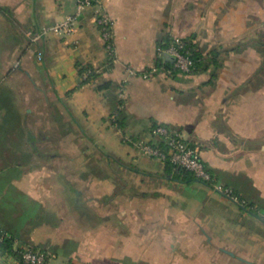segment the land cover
<instances>
[{
	"label": "crops",
	"instance_id": "obj_1",
	"mask_svg": "<svg viewBox=\"0 0 264 264\" xmlns=\"http://www.w3.org/2000/svg\"><path fill=\"white\" fill-rule=\"evenodd\" d=\"M76 10L0 0V86L30 113L13 154L0 135V228L47 264H264V0H96L52 31ZM176 37L202 54L191 73L157 52ZM156 125L199 146L211 184L140 147Z\"/></svg>",
	"mask_w": 264,
	"mask_h": 264
},
{
	"label": "built area",
	"instance_id": "obj_2",
	"mask_svg": "<svg viewBox=\"0 0 264 264\" xmlns=\"http://www.w3.org/2000/svg\"><path fill=\"white\" fill-rule=\"evenodd\" d=\"M96 0H77L76 12L68 15L67 19L52 27V31L57 34L69 33L74 30L75 23L78 21L82 10L93 4ZM96 23L102 33L105 47L110 56L114 55V41H113V19L106 13H99L96 17ZM157 52L160 56L165 54L174 57L171 67L183 73H191L194 69L195 60L192 56L193 48L189 41L185 38L176 37L169 42L162 43L157 47ZM159 66L156 65L143 75L148 77L152 72L158 71ZM92 68H86L82 72V78L87 79L92 73ZM153 134L160 138V146H153L149 144H140V147L146 152L158 156L164 161H169L172 164L174 172L186 171L191 173L196 179L211 184L213 175L200 153V148L197 144L186 140L180 133L170 129L164 125H156L152 129ZM163 144L165 147L161 146ZM224 194L232 197L240 202L238 197L230 188H223L216 186ZM19 253L18 262L22 264H47V254L39 248L29 245H21L16 247Z\"/></svg>",
	"mask_w": 264,
	"mask_h": 264
},
{
	"label": "rangeland",
	"instance_id": "obj_3",
	"mask_svg": "<svg viewBox=\"0 0 264 264\" xmlns=\"http://www.w3.org/2000/svg\"><path fill=\"white\" fill-rule=\"evenodd\" d=\"M6 85L0 86V135L4 147L9 150V154H13L16 142L15 136H20L27 129L28 118L30 113L27 109H23L22 98L20 92H7ZM11 158H15L12 155ZM10 255L0 257V264H7ZM18 260V257L12 256ZM63 264V263H62Z\"/></svg>",
	"mask_w": 264,
	"mask_h": 264
},
{
	"label": "trees",
	"instance_id": "obj_4",
	"mask_svg": "<svg viewBox=\"0 0 264 264\" xmlns=\"http://www.w3.org/2000/svg\"><path fill=\"white\" fill-rule=\"evenodd\" d=\"M187 40L189 41L191 47L193 48L192 56L195 60V65H194V69H193V71H194L196 68L203 65L202 54L198 51V49L196 48L194 43H192L189 39H187ZM214 57L216 60V53H215ZM167 63H169V62H167ZM170 63L172 64V62H170ZM171 64H169V65H171ZM85 69H86V67H82L80 69L81 76H82L83 70H85ZM94 76H95V72H93L87 79L82 78L81 84L88 82L91 79V77H94ZM107 86H108V83L104 84L102 87L104 88ZM161 146L163 148L165 147L163 144H161ZM166 172H167V174H170L173 178L178 179V180H182V181H191V180L196 179L191 173L186 172V171L174 172L172 169V164L169 161H166ZM7 255L19 257L18 250L15 247L14 237L12 235H9L2 228H0V257L7 256ZM19 264H22V262H20Z\"/></svg>",
	"mask_w": 264,
	"mask_h": 264
},
{
	"label": "water",
	"instance_id": "obj_5",
	"mask_svg": "<svg viewBox=\"0 0 264 264\" xmlns=\"http://www.w3.org/2000/svg\"><path fill=\"white\" fill-rule=\"evenodd\" d=\"M165 56L168 58V60L170 62H173L174 61V57H172L171 55L165 54Z\"/></svg>",
	"mask_w": 264,
	"mask_h": 264
}]
</instances>
